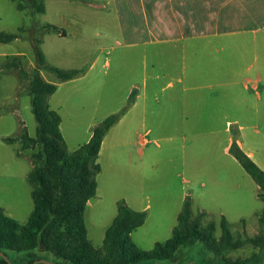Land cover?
<instances>
[{"label":"rangeland","instance_id":"obj_1","mask_svg":"<svg viewBox=\"0 0 264 264\" xmlns=\"http://www.w3.org/2000/svg\"><path fill=\"white\" fill-rule=\"evenodd\" d=\"M38 2L40 4L45 3L47 7L46 13L32 14L30 12L29 0H0V32L15 33L20 36L18 40L11 43L0 42V54H8L11 58L20 55L24 69L31 74L35 68L36 61L35 48L30 41L33 26L36 27L33 33L34 38L36 40H43L41 48L47 61L57 67H80L86 71L99 50L106 48L104 56L110 59L111 69L109 70L105 89L100 96L102 99L100 107L103 110H108L122 104L125 100V91L127 90L128 83L136 78L139 71H143V56L145 53L141 48L135 50L125 48L130 40V31L126 30L123 32L119 24L121 22L124 24L133 22L134 20L141 22V15H137L136 17L131 16V19H124L125 15H130L127 9L124 8V5H119L118 8L115 7L112 0H38ZM19 5L25 7L23 11L18 9ZM103 6L105 7L102 8ZM115 8L119 9L121 12L120 16L123 19L115 13ZM110 13L111 15H109ZM45 24H52L63 28L64 34L62 36L66 37H60L55 33L42 35L41 27ZM260 39L264 41V31L261 33ZM235 40L237 41L238 39L218 40L217 52L219 55L225 54L226 52L233 53L234 57L232 59L228 58V62L230 67L233 64L232 77L234 81H240L245 87L254 91L256 94L261 87L263 99L258 100L255 96H249L250 103L244 107L247 109H240L243 111L240 120L245 124L247 123L250 127H253V133L249 134L248 132L247 135L249 141L264 145V80L260 85L258 76L254 78L251 77V74H247L239 77V73L245 70V64L247 66L249 64L254 65L255 69L260 68L264 74V47L261 46L257 51H249L245 58L243 57L240 61L239 56L236 54L237 49L235 48L236 50L233 51V45H231ZM225 41H227L226 44ZM219 43H222V45ZM240 48L243 49L242 47ZM154 53L155 55L157 53L161 54V51H155ZM172 53H177V51ZM2 60L0 58V62ZM8 61H11V59ZM9 71L0 69L1 95L3 98H6V96H9V94H6V91L10 93V91H13L19 85L18 95L22 108L17 113L13 107L11 112H14V114L9 119H1L0 117V136H11V139H15L16 141L10 142V144H17V146L8 147L1 143L0 140V208L5 210L8 216L24 225L28 222L34 210L32 198L33 186L30 184L28 176L33 168V155L38 153L40 149L39 145L27 143L22 137L27 134L35 139L37 137L38 125L30 109L31 95L29 81L21 82L14 72V69H10ZM220 75H225V72L221 68L218 70V76ZM43 76L47 81L51 79L56 80L55 75L51 73L44 72ZM118 77L120 78L119 80L117 79ZM87 85L84 84L86 87ZM75 87H77L76 91L73 89ZM63 91V98H68L69 102L65 108L71 114L77 115L81 122L78 126L69 124L64 126V132L69 142L70 150H72L76 144L84 141L85 133L90 129L88 127V117L80 110V106L82 105V98H87L91 102L93 95L84 92L83 96L81 84L78 86H67ZM134 101L135 94L129 99L128 104L131 105ZM236 101L240 103L239 97L236 98ZM260 108L263 112V120L261 117L258 118L255 115L256 110ZM250 109L251 112L249 115L248 110ZM129 127L126 125L122 131L114 132L112 138H110L112 140H109L108 144H114L113 141H116L117 144L121 140L122 143L128 142L129 137L127 135L124 136V134L125 129ZM183 128L178 125L169 127L170 134L165 136L155 135V142L149 146L154 150H162L161 153H156L154 157V164L156 162L158 163L156 164L155 170H153V177L156 180L153 184L156 187L152 191L154 195L152 213L165 216V220L159 222L161 226H168L167 222L173 217L177 204L171 203L172 199L177 200L178 191L184 189L181 178L183 176L187 179L192 178L193 165L196 158L194 157L195 154L198 155L199 153L205 152V150H202V145L207 146L211 143L209 137H194L193 134L195 132L193 127L192 129L189 127L187 140H185L182 137L183 134L179 131L183 130ZM74 129L80 133L78 138H75L71 134ZM230 130L233 143L238 142L241 135L240 127L234 125L230 127ZM230 136L227 144L230 141ZM171 138H175V141H171ZM110 145L107 146L101 158L103 168L101 175L98 177L100 197L99 199H94L93 206L87 208L86 211L89 239L95 247L103 246L106 230L117 215V204L114 201L126 198L131 200L133 197H138L139 193L137 183L129 176L130 169L135 164L132 163L133 166L131 165L130 158L126 160L123 158V160L117 162L113 156L115 151L110 148ZM13 150L17 152V156L22 158V160L19 162L15 160ZM127 152L129 153L130 151ZM183 159H186L187 166L185 168L181 164ZM220 166L221 164L216 166V168H219L217 171H213L216 176V178H213V182H215L213 188L214 196H199L195 202L192 195H189L191 197L192 220H195L204 212L205 216L202 219V228H205L210 223H215L217 226L216 236L219 238L222 235L221 221L223 217V213L219 211L224 210L230 225V230L235 239L244 243L240 249L231 251L225 256L233 260L238 258L245 259L260 253V248L248 243L247 239L264 237V224L260 222V217L264 212V199L259 198V187L249 174L243 172L248 177L250 185L246 183L247 181L242 176L244 174L238 170L240 168H237L236 165L232 174H225L221 171ZM222 183H227V187L221 185ZM239 183L245 189L239 195L243 197V200L242 197L238 199V196L235 195L236 188L234 187L233 189L232 186L233 184L236 186ZM255 189H257V198L254 196ZM162 200H166L167 202H162ZM199 202L207 206L209 211L203 209ZM154 240L165 242L167 237L164 234H160L157 237L150 236L147 232H140L134 236V241L140 248L145 250L155 248ZM187 253L184 254L183 259L187 260V262L184 261V264H189V262L195 264L204 256L199 246ZM41 256L51 260L50 262L56 260L49 253H42ZM9 257L15 262L25 264L24 254L18 255L9 252ZM154 264L175 263L162 261ZM261 264H264V261Z\"/></svg>","mask_w":264,"mask_h":264},{"label":"crops","instance_id":"obj_2","mask_svg":"<svg viewBox=\"0 0 264 264\" xmlns=\"http://www.w3.org/2000/svg\"><path fill=\"white\" fill-rule=\"evenodd\" d=\"M112 2L117 8L119 5H124V8L127 9L130 17L125 15L124 19H131V16L136 17L137 15L142 17L141 22L134 20L125 23L126 25L121 22L119 27L122 28L123 32L130 31V40L125 47L126 49H143L145 53L143 56V71H139L136 78L128 83L125 100L122 104L108 110L101 109L102 99L100 96L105 89L109 70L111 69L110 59L104 56L106 48L101 49L89 64L88 70L84 71L81 77L58 85V90L51 96L49 105L51 110L60 114L62 118L60 128L67 148L69 152H74L90 141L93 128L96 125L109 116L121 112L127 107L132 95L135 94V101L132 102L121 120L110 129L104 138L98 162L101 165L103 152L110 145L108 141L112 138L114 132L122 131L126 125L130 126L126 128L127 131L125 129L124 134V136L129 137L128 142L126 141L127 144L122 143V140L117 144L116 141H113L114 144L112 143L110 148L114 149L113 156L117 162L123 160V158L125 160L130 158L131 165L135 164L130 169L129 176L137 183L139 193L138 197H133L131 200L127 198L117 199L114 203L117 204L120 200H125L131 209L138 212H147L145 224L132 233L133 241L135 234L140 232H147L148 235L155 237L164 234L169 240L178 224V215L190 194L195 202L199 196H214L215 182H213V178H216V176L213 171H217L219 168H216V166L221 164V171L225 174H232L233 169L237 166V168H240L238 170L244 174L242 176L247 181L246 183L250 185L248 177L243 173L246 172L245 169L231 154L233 138L231 139L230 127L234 125L240 127L241 135L237 142L238 145L264 171V145L249 141L247 135L248 132L249 134L253 133V127L240 120L243 113L240 109H247L244 107L250 103L249 96H255L258 100L263 99L262 89L260 87L256 94L240 81H234L232 77L233 64L230 67L228 62V58L232 59L234 57L233 53L226 52L219 55L217 52L218 40L238 39L233 41L231 45H233V51L237 49L236 54L239 56L240 61L243 57L245 58L249 51H257L261 46L264 47V41L260 39V35L264 31V0H112ZM117 8H115V13L120 16L121 12ZM120 17L123 19L122 16ZM226 43L227 41H225ZM118 44L121 45L120 42ZM219 44L222 45V43ZM155 51H161V54L157 53L155 55ZM175 51L177 53L173 54L172 52ZM240 51L241 53H239ZM0 58L3 59L0 62V69L2 70L3 65L11 57L8 54H0ZM219 68L225 72L224 76H218ZM244 68L245 70L239 73V77L247 74H251L252 76H250L254 78L258 76L261 85L264 74L260 68L255 69V66L250 64L248 66L245 64ZM63 69L83 70L80 67ZM48 81L56 82L55 79ZM80 84L82 85L83 96L84 92L93 95L91 102L87 98H82V105L80 106V110L88 117V127L90 129L85 133L84 141L76 144L70 150L64 126L66 124L78 126L81 122L77 115L71 114L65 108L69 102L68 98H63V90L67 86H78ZM84 84H90V86L87 85L86 87ZM18 88L19 85L10 93L6 91V94H9L6 98H3L0 92L1 119H9L14 114V112H11L13 107L17 113L22 108V104L19 102ZM76 88L73 89L76 91ZM237 97H239L240 103L236 101ZM30 109L32 110V107ZM248 112L250 115L251 109ZM255 115L263 120L261 108L256 110ZM169 125L184 127L183 130L179 131L183 134L182 137L185 140H187L189 127L191 129L193 127L194 137H209L211 143L207 146L202 145V150H205V152L195 154L192 178L187 179L184 176L181 178L184 189L178 191L177 200L172 199L171 203L177 204L173 217L167 222L168 226H161L159 222L165 220V216L152 213L154 204L152 191L156 187L153 184L156 181L153 177V170H155L158 163L154 164V157L156 153L159 154L162 150H154L149 146L155 142V135L165 136L170 134L169 127L171 126ZM71 134L78 138L80 133L74 129ZM229 136L230 141L227 144ZM7 138L12 137L0 136L1 143L8 147L17 146V144L8 143L5 140ZM171 141H175V138H171ZM13 154L17 162L22 160L17 156L15 150H13ZM181 164L185 168L187 166L186 159H183ZM102 168L101 165V172L97 176L98 187L95 200L100 197L98 177L102 173ZM246 174L248 173L246 172ZM221 185L227 187L228 184L222 183ZM232 186L233 189L236 188L235 195L238 196V199H241L242 196L239 195L245 190L244 186L241 183ZM254 191V196L257 198V189ZM93 200L89 202L88 208L93 206ZM162 202L167 201L162 200ZM199 204L203 209L209 211L207 206L200 202ZM219 212L226 217L224 210ZM154 241L155 245L158 242L163 243V241ZM135 244L138 246L136 242ZM189 264L192 263L189 262Z\"/></svg>","mask_w":264,"mask_h":264},{"label":"trees","instance_id":"obj_3","mask_svg":"<svg viewBox=\"0 0 264 264\" xmlns=\"http://www.w3.org/2000/svg\"><path fill=\"white\" fill-rule=\"evenodd\" d=\"M31 13H45V3L29 0ZM24 6L18 9L23 11ZM35 8V9H34ZM33 26L31 43L35 48V68L30 74L24 69L20 56H14L3 65V69H14L20 81H29L32 113L37 121V137L23 135L22 139L39 145V152L33 155V168L28 180L33 186L34 210L26 224L8 216L0 208V252L9 257V252L25 255V264L47 260L42 253L52 254L57 264H154L170 261L184 264V254L197 246L201 247L203 258L195 264H261L264 261V237L247 239L248 243L260 248V253L251 257L233 260L225 256L238 250L243 242L235 239L226 217L221 221V237L216 236L215 223L202 228L201 213L192 220L191 197H187L178 215V224L172 237L158 242L152 250L139 248L132 239V233L142 227L147 212L131 209L125 200H120L118 215L106 230L102 247H95L88 237L86 211L88 204L97 194V176L101 172L98 162L104 138L127 111L129 104L121 112L115 113L93 128L88 143L74 152H69L61 131L62 118L51 110L49 100L60 83L81 77L84 70L63 69L50 64L41 48V40L34 38ZM46 33L64 34V29L52 24L41 27ZM20 36L15 33L0 32V42L11 43ZM51 73L56 82L47 81L43 73ZM8 143L15 139H5ZM18 140V139H17ZM231 154L242 165L259 187V198L264 199V171L240 148L237 142L231 147ZM264 224V212L260 217ZM188 255V253H187ZM186 255V256H187ZM188 257V256H187ZM12 264H20L9 257ZM0 264H10L0 257ZM44 264V263H40Z\"/></svg>","mask_w":264,"mask_h":264},{"label":"water","instance_id":"obj_4","mask_svg":"<svg viewBox=\"0 0 264 264\" xmlns=\"http://www.w3.org/2000/svg\"><path fill=\"white\" fill-rule=\"evenodd\" d=\"M0 257L4 258L6 261H8L10 264H12L11 261H10V259H9V257L5 253L0 252ZM40 263H44V264H57L55 262H50V261H47V260H40V261L35 262L34 264H40Z\"/></svg>","mask_w":264,"mask_h":264}]
</instances>
